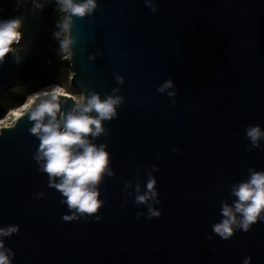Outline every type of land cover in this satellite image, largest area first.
<instances>
[{"label": "water", "instance_id": "1", "mask_svg": "<svg viewBox=\"0 0 264 264\" xmlns=\"http://www.w3.org/2000/svg\"><path fill=\"white\" fill-rule=\"evenodd\" d=\"M28 1L0 0V19L22 21ZM152 2L155 12L145 0H97L70 29V85L102 98L119 87L124 97L94 141L107 145L114 172L98 186L99 220L65 221L61 193L37 170L28 113L38 102L0 126V227L19 225L3 238L13 264H264V220L227 240L212 230L236 199L232 185L264 171V140L247 151L245 134L249 124L264 129V0ZM22 60L13 47L0 63V97ZM167 79L175 97L157 91ZM74 98L64 92L65 112ZM153 165L161 215L149 219L134 201Z\"/></svg>", "mask_w": 264, "mask_h": 264}, {"label": "clouds", "instance_id": "2", "mask_svg": "<svg viewBox=\"0 0 264 264\" xmlns=\"http://www.w3.org/2000/svg\"><path fill=\"white\" fill-rule=\"evenodd\" d=\"M145 4L153 12L157 10L152 0ZM98 7L97 0H56V13H63V18L56 22L53 37L58 41L57 55L69 53L74 43L70 29L74 18H83L93 14ZM21 25L20 17L0 19V63L13 50V45L21 39L18 31ZM95 59V56H90ZM118 84L124 83V77L116 74ZM119 87L112 94L102 98L96 91H90L87 96L74 98L71 110L65 112L61 97L64 92L56 85L41 89L38 93L39 102L29 111V120L33 121L29 132L37 136L40 144L34 153L38 163V171L48 176V186L55 188L62 195V203L66 204L69 213L63 215L65 221L90 218L101 209L104 201L100 198L99 185L104 179L114 175L110 168L109 152L106 144H96L94 141L101 134L107 135L105 121L118 117V107L123 104L124 97L117 95ZM158 92L175 97L176 87L172 79L159 85ZM175 102V101H173ZM250 140L247 151L259 148L264 140V129L259 124H249L245 129ZM178 151V149H174ZM158 170L153 165L148 171L146 190L141 192V186L136 185L135 204L147 206L148 218L159 217L160 209L154 205L160 203L156 189V178L152 174ZM247 179L232 185L231 194L236 198L231 204L222 203V219L212 225L215 234L224 240L230 239L236 230L247 232L258 220H264V171L249 170ZM43 197L44 192L36 193ZM154 202V203H153ZM143 213L137 212L139 218ZM101 217L96 215V219ZM19 231V225L0 227V264H13V250L6 246L4 237H11ZM211 239V236L207 237ZM251 256H247L243 264H249Z\"/></svg>", "mask_w": 264, "mask_h": 264}, {"label": "trees", "instance_id": "3", "mask_svg": "<svg viewBox=\"0 0 264 264\" xmlns=\"http://www.w3.org/2000/svg\"><path fill=\"white\" fill-rule=\"evenodd\" d=\"M39 1L43 5L39 8L32 7L35 8L33 14H30L32 8H30L31 1H29L24 19L20 25L26 37L15 44H25L31 40H37L45 33L48 22L47 16L50 15L51 10L55 9L56 0ZM54 18L57 22L63 16L54 13ZM58 47L59 45L46 52L32 51L31 53H23V60L21 61L23 70L20 71L17 80L0 97V116L9 108L13 109L20 105L30 90L45 84L49 85L51 82L59 83L61 81L60 78L53 77V73L55 70L67 65V59L62 57L63 53L57 55ZM25 82H30V84L21 86Z\"/></svg>", "mask_w": 264, "mask_h": 264}, {"label": "rangeland", "instance_id": "4", "mask_svg": "<svg viewBox=\"0 0 264 264\" xmlns=\"http://www.w3.org/2000/svg\"><path fill=\"white\" fill-rule=\"evenodd\" d=\"M31 1V7H35V8H39L41 7L43 4L39 1V0H29ZM28 1V3H29ZM27 3V5H28ZM35 8H32V10H30V14H33L34 13V9ZM27 9V7H26ZM54 13H56L53 10H51L50 12V15L47 16V24H46V31L45 33L43 34L42 37H40L39 39L37 40H31L25 44H14L13 47L15 49L18 50V52L20 54L23 55V53L27 52V53H31L32 51H42V52H46L48 50H51L55 47L58 46V41L53 37V32L55 31V28H56V20L54 18ZM59 15H64L63 13H58ZM42 17H43V13L41 14ZM24 19V18H23ZM18 31L21 33V39L25 38L26 35L22 32V28L19 27ZM68 55V53H63V58H66ZM67 59V58H66ZM17 68L19 69V73L21 70H23V66L21 64V62L19 63V65L17 66ZM70 68L68 67V64L65 65V66H62L61 68L57 69L54 71L53 73V77L55 78H60L61 81L59 83L57 82H51L49 84H58L60 85L61 87H63V89L67 92V93H71L76 99L80 98L81 97V91L75 87H72L69 83V80H68V77L70 75ZM18 77V76H17ZM17 77L12 80L9 85H11L12 83H14L16 80H17ZM30 82H25L24 84H22L21 86H27L29 85ZM45 85H48V84H45ZM45 85H42V86H45ZM42 86H38L32 90L29 91V93L26 95V97L31 93L33 92L34 90L38 89L39 87H42ZM25 97V98H26ZM24 98V99H25ZM5 114V113H4ZM1 115L0 116V121L5 119L7 116L6 115ZM12 120V118H9ZM9 119H6L5 120V123L4 124H8V121ZM3 125V124H0V126Z\"/></svg>", "mask_w": 264, "mask_h": 264}, {"label": "bare ground", "instance_id": "5", "mask_svg": "<svg viewBox=\"0 0 264 264\" xmlns=\"http://www.w3.org/2000/svg\"><path fill=\"white\" fill-rule=\"evenodd\" d=\"M53 85H56L58 86L63 92H66L63 87H61L60 85L58 84H49V85H45V86H42L36 90H34L33 92H31L25 99L24 101L18 105L17 107L11 109L8 114H6V118L1 120L0 121V124H3V125H7V124H4L5 123V120L6 119H9V118H12V120L16 119V117H18L23 111L24 109H27L28 107H30L32 104L35 103V101L38 98V93L41 89H45V88H48L50 86H53ZM8 124H11V123H8Z\"/></svg>", "mask_w": 264, "mask_h": 264}, {"label": "built area", "instance_id": "6", "mask_svg": "<svg viewBox=\"0 0 264 264\" xmlns=\"http://www.w3.org/2000/svg\"><path fill=\"white\" fill-rule=\"evenodd\" d=\"M36 102H39V99H37V100L35 101V103H36ZM10 110H11V108H9V109L5 112L4 115L8 114V112H9ZM12 122H13V120L9 119L8 123H12Z\"/></svg>", "mask_w": 264, "mask_h": 264}]
</instances>
